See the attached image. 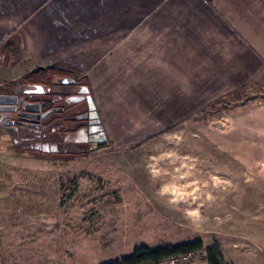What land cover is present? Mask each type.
Here are the masks:
<instances>
[{"label": "rangeland", "instance_id": "374dc122", "mask_svg": "<svg viewBox=\"0 0 264 264\" xmlns=\"http://www.w3.org/2000/svg\"><path fill=\"white\" fill-rule=\"evenodd\" d=\"M16 79L0 93L30 97ZM56 86L40 118L12 111L0 123V264H106L197 239L225 264H264L263 82L201 94L142 135L136 120L132 134L112 133L76 86Z\"/></svg>", "mask_w": 264, "mask_h": 264}, {"label": "crops", "instance_id": "0c3cea01", "mask_svg": "<svg viewBox=\"0 0 264 264\" xmlns=\"http://www.w3.org/2000/svg\"><path fill=\"white\" fill-rule=\"evenodd\" d=\"M10 47L14 58L3 61ZM59 71L74 86L84 73L108 130L132 134L136 120L142 135L153 119L180 118L181 106L199 104L201 94L251 78L264 83V0H0L2 88L18 78L55 93Z\"/></svg>", "mask_w": 264, "mask_h": 264}, {"label": "water", "instance_id": "95a60500", "mask_svg": "<svg viewBox=\"0 0 264 264\" xmlns=\"http://www.w3.org/2000/svg\"><path fill=\"white\" fill-rule=\"evenodd\" d=\"M60 85H75L76 80L71 77H59L56 79ZM75 90L80 94L86 96L88 107L91 117H97L96 105L90 94V88L88 85H76ZM23 94H49L51 92L50 85L46 84H25L20 88ZM21 103L26 111H19L20 115L31 118H40L41 102H30L25 100V97H19L15 94L0 93V123L7 126L12 121H6L5 119L12 117V111H16L18 104Z\"/></svg>", "mask_w": 264, "mask_h": 264}, {"label": "trees", "instance_id": "16d2710c", "mask_svg": "<svg viewBox=\"0 0 264 264\" xmlns=\"http://www.w3.org/2000/svg\"><path fill=\"white\" fill-rule=\"evenodd\" d=\"M204 249L203 241L200 239L187 241L177 245H165L158 247L139 246L133 253L119 260L106 264H138L146 261H155L168 258L173 255ZM210 264H225L219 246L206 250Z\"/></svg>", "mask_w": 264, "mask_h": 264}, {"label": "built area", "instance_id": "2783aa9c", "mask_svg": "<svg viewBox=\"0 0 264 264\" xmlns=\"http://www.w3.org/2000/svg\"><path fill=\"white\" fill-rule=\"evenodd\" d=\"M138 264H210L207 251L197 250L185 252L155 261H146Z\"/></svg>", "mask_w": 264, "mask_h": 264}, {"label": "flooded vegetation", "instance_id": "af4514ba", "mask_svg": "<svg viewBox=\"0 0 264 264\" xmlns=\"http://www.w3.org/2000/svg\"><path fill=\"white\" fill-rule=\"evenodd\" d=\"M25 100L28 101V99H27L26 97H25ZM30 102H33V101L30 100ZM19 110H20V111H26L25 108L22 106L21 103L18 104L17 110H16L15 112H16V113H19V112H18ZM18 118H22V117L19 116ZM35 119H36V118H35Z\"/></svg>", "mask_w": 264, "mask_h": 264}]
</instances>
